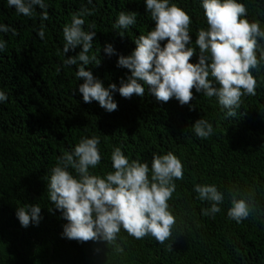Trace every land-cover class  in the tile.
I'll list each match as a JSON object with an SVG mask.
<instances>
[{"label": "trees", "instance_id": "1", "mask_svg": "<svg viewBox=\"0 0 264 264\" xmlns=\"http://www.w3.org/2000/svg\"><path fill=\"white\" fill-rule=\"evenodd\" d=\"M0 264H264V0H0Z\"/></svg>", "mask_w": 264, "mask_h": 264}]
</instances>
